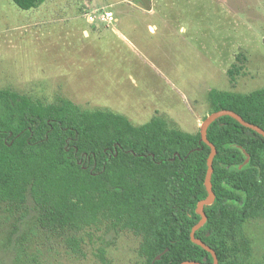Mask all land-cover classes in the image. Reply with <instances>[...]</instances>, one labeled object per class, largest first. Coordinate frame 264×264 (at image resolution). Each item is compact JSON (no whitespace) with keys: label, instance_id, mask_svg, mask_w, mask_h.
Returning <instances> with one entry per match:
<instances>
[{"label":"trees","instance_id":"obj_1","mask_svg":"<svg viewBox=\"0 0 264 264\" xmlns=\"http://www.w3.org/2000/svg\"><path fill=\"white\" fill-rule=\"evenodd\" d=\"M43 0H13L23 10ZM211 112L230 109L264 129V87L248 94L212 89ZM216 147L214 201L195 237L214 249L218 264H251L244 225L264 219V137L225 115L207 128ZM210 147L200 132L171 127L162 117L133 124L110 110L83 109L64 97L52 101L0 88V206L9 219L27 215L46 232L128 230L141 238L144 264H212L190 239L207 196ZM246 154L249 159L246 163ZM20 237L14 264H25Z\"/></svg>","mask_w":264,"mask_h":264},{"label":"rangeland","instance_id":"obj_2","mask_svg":"<svg viewBox=\"0 0 264 264\" xmlns=\"http://www.w3.org/2000/svg\"><path fill=\"white\" fill-rule=\"evenodd\" d=\"M111 10L115 21L90 16ZM264 87V0H43L23 10L0 0V88L83 109L110 110L133 124L154 116L196 132L212 113V89ZM0 206V264H144L128 230L50 233ZM251 264H264V219L244 225Z\"/></svg>","mask_w":264,"mask_h":264},{"label":"water","instance_id":"obj_3","mask_svg":"<svg viewBox=\"0 0 264 264\" xmlns=\"http://www.w3.org/2000/svg\"><path fill=\"white\" fill-rule=\"evenodd\" d=\"M225 115L231 116L233 119L237 120L241 125L255 130L256 132H258L259 134H261L264 137V129H262L261 127L255 125L253 123H250V122L242 119V117L238 113H236L235 111L230 110V109H220L218 111H213L212 113H210L205 118V120L202 122V124L199 127L200 139L210 147V153L207 156L208 157L207 158V170H206V175L204 178V186H205V189L207 191V196L204 199L200 200L197 204L196 212L200 215V220L192 227V229L190 231V239L192 242H194V243L200 245L201 247H203L204 249H206L212 255V258H213L212 264H218L217 255H216L214 249L210 248L201 239L196 238L195 237V231L199 227H201L206 220V215L204 212V206L211 204L215 198V194L213 192L212 185H211V175H212V171H213V158H214V155L216 153V147L207 138V128L216 119H218L222 116H225ZM245 158L246 159H245L244 163H246L248 161L249 155L246 154ZM204 261H205V258L203 259V261L185 260V261L181 262L180 264H205Z\"/></svg>","mask_w":264,"mask_h":264},{"label":"built area","instance_id":"obj_4","mask_svg":"<svg viewBox=\"0 0 264 264\" xmlns=\"http://www.w3.org/2000/svg\"><path fill=\"white\" fill-rule=\"evenodd\" d=\"M96 19L102 22H106L108 24L116 20L111 10H105L101 12L97 11L96 14L90 16V20L92 22H94Z\"/></svg>","mask_w":264,"mask_h":264}]
</instances>
